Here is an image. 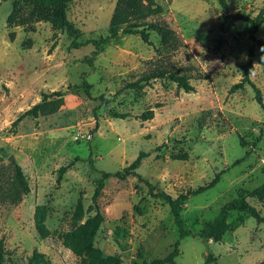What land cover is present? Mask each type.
I'll list each match as a JSON object with an SVG mask.
<instances>
[{"label": "rangeland", "instance_id": "1", "mask_svg": "<svg viewBox=\"0 0 264 264\" xmlns=\"http://www.w3.org/2000/svg\"><path fill=\"white\" fill-rule=\"evenodd\" d=\"M12 0H0V176L12 175L11 161L19 163L30 192L17 205L0 203V243L6 264H27L33 253L49 264H80L63 245L61 235L96 212L92 196L103 171L128 166L139 154L148 155L137 172L176 197L212 180H220L190 196L181 212L184 229L176 264H258L264 259V225L247 212L233 209L229 230L220 242L194 235L212 220L223 204L242 190L264 181V109L251 84L231 91L243 76L250 47L255 57L250 73L264 103V23L256 30L243 21L222 23L217 0H155L182 41L172 56L189 69L194 90L178 89L169 79H156L141 89L125 88L155 59L158 35L149 30L152 44L139 34H119L92 57L91 43L70 48L71 38L49 22L8 28ZM116 0H75L68 18L81 30L79 41L109 34ZM231 13L255 17L264 14V0H227ZM15 32L14 39L8 33ZM91 61V62H90ZM91 84V96L76 87L82 78ZM59 90L64 104L50 115L26 116L12 122L42 98ZM101 96L108 102L102 104ZM127 113L115 118L110 110ZM153 109L151 119L141 114ZM97 123V125H96ZM186 153V160L171 155ZM12 156V159H10ZM238 160V162H236ZM71 164L58 181V169ZM247 201L264 214V197ZM104 221L94 243L105 254H120L114 229H125L123 241L130 257L122 264L169 253L179 239L169 206L148 194L145 183L129 176H111L98 198ZM47 205L45 225L51 234L41 238L34 214Z\"/></svg>", "mask_w": 264, "mask_h": 264}, {"label": "trees", "instance_id": "2", "mask_svg": "<svg viewBox=\"0 0 264 264\" xmlns=\"http://www.w3.org/2000/svg\"><path fill=\"white\" fill-rule=\"evenodd\" d=\"M73 1L75 0H12V9L7 15L6 26L8 28L15 26L28 27L35 22H49L54 29L65 32L71 38L69 43L70 48L77 49L88 43L93 44L94 50L92 51V57L102 52L103 45L119 34L136 33L140 35L144 42L152 44L149 34V30H152L159 37V46H154L156 57L148 61V63H150L149 67L141 73L137 79L127 83L125 88L138 90L145 85H149L153 80L169 79L176 84L178 89H182L186 92L194 90V86L190 82L191 75L189 69L178 66L172 59V56L181 47L182 41L176 31L172 29L166 21L156 18L163 12V8L161 5L157 4L155 0H116L109 20V34L104 37H99V39H88L83 42L78 40L81 35V30L68 18V8ZM217 2L220 6L221 24L228 21H243L248 23L253 30H256L264 23L263 13H259L255 17L240 12L231 13L227 0H217ZM8 35L9 38L13 40L15 32L10 31ZM255 43L264 53V42L256 40ZM254 57V49L250 47L247 54V61L243 65V76L239 82L232 85L231 91L233 92L241 89L245 84H251L255 91L257 103L264 109L260 90L250 79ZM76 87L83 88L84 93L87 96H91V84L86 78L83 77L82 81L79 85H76ZM100 98L102 99V104L105 105L108 102L105 97L101 96ZM63 104V92L55 90L50 93H42L41 100L22 112L12 122V126H16L26 116L37 118L53 114L57 112ZM109 114L112 117L120 119H125L129 116L127 113L112 109L109 111ZM141 116L143 119H151L154 116V111L153 109H147L142 112ZM147 155L148 154L145 152H139L136 158L122 170L101 172L102 176L97 179V185L92 196V201L96 208L95 214L87 217L82 223L71 226L70 229L62 233L61 239L63 245L67 247L73 255L79 258L80 264H122L123 260H127L130 257L129 245L123 241L126 231L120 226L114 229L113 234L114 241L121 250L120 254H105L94 243L98 228L104 221V215L99 210L98 198L105 185V180L111 176L120 179H125L129 176L135 177L137 180L146 184L150 196L161 199L169 206L173 222L179 233V239L174 242L172 249L167 255L152 258L147 264H176L175 259L180 254V239L191 235L190 231L184 229L181 218V212L184 210L187 200L190 196L213 187L220 180L224 170L216 173L208 183L200 185L196 189L189 190L185 193H180L176 197H172L164 191H155L154 185L137 172V168L140 166L142 159ZM171 157L177 160H186L187 154L178 153L171 155ZM236 162H238V160ZM71 164L72 163L61 166L58 169V181ZM10 165L12 175L7 178L0 176V203L17 205L21 202L23 197L30 192V186L22 166L16 161H11ZM247 196L262 199L264 197V181L252 190L240 191L235 198L223 204L218 214L212 220L207 221L204 227L194 235L206 241L212 240L214 242H220L224 234L230 228L227 219L230 210L233 209L247 212L257 223L264 225V214H260L255 207L249 204ZM47 211V205H38L34 214L35 229L41 238H46L51 234L50 230L45 225ZM5 255L6 249L3 244L0 243V264H6ZM27 264H49V261L43 254L33 253L29 257ZM132 264L143 263L133 261ZM258 264H264V259Z\"/></svg>", "mask_w": 264, "mask_h": 264}, {"label": "water", "instance_id": "3", "mask_svg": "<svg viewBox=\"0 0 264 264\" xmlns=\"http://www.w3.org/2000/svg\"><path fill=\"white\" fill-rule=\"evenodd\" d=\"M10 159H12V156H10Z\"/></svg>", "mask_w": 264, "mask_h": 264}]
</instances>
